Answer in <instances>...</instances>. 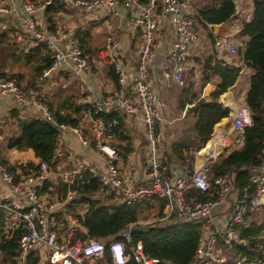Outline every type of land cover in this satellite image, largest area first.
Instances as JSON below:
<instances>
[{
	"label": "built area",
	"instance_id": "2783aa9c",
	"mask_svg": "<svg viewBox=\"0 0 264 264\" xmlns=\"http://www.w3.org/2000/svg\"><path fill=\"white\" fill-rule=\"evenodd\" d=\"M8 1L0 0V27H3L1 15L12 11ZM21 5L25 13L22 21L25 28L13 29L11 36L19 47L25 43L48 46L52 64L43 70V77L53 70L69 67L85 82L91 59L90 53L79 47L77 38L72 37L68 46L60 48L59 41L66 34L58 36L37 25L35 15L51 5L64 9L79 7L88 16L98 11L120 16L123 15L119 11L121 8L125 14L124 22L132 26L138 35V63L133 74L129 75L117 60L118 41L108 35L100 57L113 64L117 89L92 99L83 108L82 117L90 124L88 136L77 125H58L60 132L69 130L76 136L82 150L89 149L101 156L105 161L103 167L94 164L88 157H85L87 160L76 159L69 167L52 168L48 163L39 161L36 172L19 175L0 158V179L8 187V193L0 198V233L4 239L18 233L15 264H156L157 259L144 253L141 240L133 242L132 233L145 224L153 225L172 217L185 224H200L205 228L197 243L193 264L226 263V256L218 247L219 241L227 247L234 243L245 244L236 226L247 224V217L253 209H264V140L261 161L251 170L241 196L234 200H229L234 175H214L212 160H205L195 168L183 165L178 177H170V167L161 159L160 149L163 125L169 120L162 115V103L151 88L147 75L157 57L164 80L171 79L182 84L185 75L192 69L190 55L198 41L199 26L190 0H42L38 3L21 0ZM246 21H249V16ZM105 26L110 28L108 22ZM160 32L166 46L158 51ZM218 43L227 45L230 53H235L232 40L221 38ZM3 97H10L15 106L36 107L38 118L54 121L44 102L43 90L26 88L17 77H0V100ZM101 112H113L143 123L147 139L146 173L137 184L130 183L124 175L117 163L118 150L109 144L115 137L119 122L116 118L99 117ZM251 125L249 107L246 103L239 105L233 114L232 128L241 135V140L244 128ZM223 145H228V142L225 140ZM77 154L68 146L57 143L54 158ZM85 172L98 181L102 192L112 198H122L125 205L153 198L164 200L163 216L130 222L120 231L118 238L102 241L88 236L84 220L89 204L84 203L74 209L85 198L96 197L85 191L86 186L75 184ZM54 176L67 186L63 195L58 194L55 184H48ZM192 189L207 193L209 198L198 201L189 197ZM220 209L222 212L219 214ZM258 246L261 249L258 256L242 257L233 264H264V241ZM30 255L34 257L33 262L29 261Z\"/></svg>",
	"mask_w": 264,
	"mask_h": 264
},
{
	"label": "trees",
	"instance_id": "16d2710c",
	"mask_svg": "<svg viewBox=\"0 0 264 264\" xmlns=\"http://www.w3.org/2000/svg\"><path fill=\"white\" fill-rule=\"evenodd\" d=\"M145 1V0H143ZM253 14L252 19L243 22L242 31L248 35L243 52L245 63L251 68L250 85L245 96V103L251 111L252 125L243 130V145L239 149H233L225 154L221 152L212 166L214 175L232 174L234 181L231 184V193L229 200H234L241 196L243 188L248 184L251 170L261 161L263 156L264 140V0H252ZM47 6L45 12L51 14L58 8ZM61 8V7H60ZM59 8V9H60ZM197 24L204 30L207 38L208 50L202 57L194 60L198 65L199 73L197 74L201 88L211 82V76L216 74L220 79L215 84V89L208 94V99L200 98L198 93L194 92L192 77L196 74L190 72V76L182 84H178L180 91L177 97V108L185 110L181 127L174 129V137L169 143L165 138L161 140V159L163 151L166 159L163 160L168 166L175 161H184L186 156H192L193 150L200 149L203 144L210 138L212 127L223 117L228 116V111L224 110L217 99L220 95L231 87L239 77L238 68H229L223 66L217 59L216 38L210 32L208 25L222 24L227 22L235 13V6L232 0H220L213 2L196 11ZM89 31L78 30L79 47L84 49L88 43L87 37ZM11 31L7 28L0 32V43L13 47L12 55L15 56V62L21 61L24 65L30 66L33 75L30 77L29 85L36 87L35 80L42 74L43 70L48 69L52 64L51 51L48 46L39 44L25 51L14 41L11 43ZM18 46V47H17ZM91 51L90 48H87ZM91 53H95L91 51ZM95 56V55H94ZM91 56L89 69L95 71L94 59ZM19 59V60H18ZM105 65V63H102ZM105 74L116 85L118 84L113 64H106ZM193 68L191 69V71ZM5 73H0V77H14ZM17 78L21 79V73H17ZM189 80V81H188ZM34 85V86H33ZM118 86V85H117ZM61 93V89L58 90ZM58 93V94H59ZM62 94V93H61ZM60 94V95H61ZM53 95L45 94L44 102L53 115L54 121L60 124H69L76 126L82 117V110L87 104H77L70 98L55 101ZM73 98L74 96H70ZM99 117L105 119L116 118L118 125L115 128L117 140L119 143L125 142L124 145L116 144L123 155L130 151V137L125 124L122 123V117L113 112H101ZM12 125L15 124L14 132L6 140V149H15L18 151L30 150L33 156L39 161H44L50 167L55 168L56 160L54 152L58 143L60 134L59 128H54L47 120L38 117L20 116L19 109L11 110L9 113ZM17 122L15 123V121ZM1 131V130H0ZM2 133V132H0ZM208 145L205 147L204 150ZM0 151V156H1ZM3 159V157H2ZM3 163L6 161L3 159ZM20 168V174H29L36 172L38 164L28 161L26 164H19L9 168L14 170ZM75 184H92L89 191L98 189V181L90 173L85 172L82 179L77 180ZM66 188V186L64 185ZM198 201L209 198L207 193L192 189L189 197ZM151 201L154 204H150ZM89 211L87 212L84 224L87 228V235L99 240L107 238H118L120 231L130 222L137 221L138 212L144 208L156 210L154 218H161L165 207V201L158 198L146 199L139 203L130 205H114L108 208L104 205H98L94 199L88 200ZM152 219V218H151ZM148 220V219H147ZM247 224H238L236 229L244 243H234L227 247L219 241L218 247L222 254L226 256L225 264H233L237 259L242 257L253 258L260 254L259 244L263 242L264 235V210L260 208L253 209L247 217ZM0 223V228H1ZM202 237V228L200 224L189 225L178 221L172 217L167 220L154 222L153 225L145 224L132 233L133 242L142 241L144 253L149 258L157 259L156 264H193L195 249L199 239ZM18 233L11 238L4 239L0 233V264H15L14 256L17 254ZM107 243V242H106ZM29 261L33 262V255L29 256Z\"/></svg>",
	"mask_w": 264,
	"mask_h": 264
},
{
	"label": "crops",
	"instance_id": "0c3cea01",
	"mask_svg": "<svg viewBox=\"0 0 264 264\" xmlns=\"http://www.w3.org/2000/svg\"><path fill=\"white\" fill-rule=\"evenodd\" d=\"M34 2L38 3L42 0H33ZM220 0H215V2H219ZM235 6V13L232 17L225 23L222 24H214V28L211 29L210 25H208L210 32L216 38V53L217 59L223 66H227L229 68H238L240 70L239 77L235 81V83L228 88L226 92L219 96L217 102L223 107L224 110L228 111V116L221 118L211 129L210 138L203 144V146L198 150L192 151V156H186L184 161H175L173 160L169 167L170 172L169 175L172 179L178 177L182 172V166L186 165L189 168L199 167L205 160H212L216 161L218 155L221 152L225 154L229 153L233 149H239L243 145V140H241V135L233 130L232 128V118L236 108L245 103V96L247 90L250 85V75L252 73L251 68L245 63L243 59V52L245 49V44L248 39V35L242 31L243 22L246 21V18L249 16V20L252 19L253 14V3L252 0H232ZM211 4V3H210ZM7 5L12 8L11 12L5 13L1 15V20L3 22V28H7L9 31L13 29H20L24 30V25L22 24L23 18L25 17V13L22 9L21 0H10L7 2ZM209 5V4H208ZM205 6V5H204ZM201 6L200 4L197 5V9ZM55 9L54 7H52ZM119 11L123 13L120 16V31L119 36L117 39L118 41V55L121 59V64L124 70L129 74L132 75L135 71L136 65L138 63V53H137V46H138V35L136 30L133 28L132 33L128 31L131 29V26L124 22V12L121 8ZM103 12V11H101ZM196 12V11H195ZM98 13H100L98 11ZM98 13L92 14L90 16L86 15L83 9L76 7L72 9H64L61 7L58 8L51 14H47L45 10L43 12H38L34 19L37 25L44 29L45 31L55 32L58 36L62 34H66V36L59 41V47L64 48L68 46L69 39L72 37L77 38L79 42V38L77 35V31L86 30L89 31L88 33V43L85 44L84 50L90 53L91 56H98V59H94L95 71H89L86 73L85 82H83L78 75L74 72L72 68L64 67L58 70H53L47 76L39 75L38 79L35 80V86L37 88H42V84H48L49 82L52 85H56L58 81L62 82V85L59 89H61V93H59V89L55 91L52 86H46L44 95H48L52 99L57 101V98L65 99L70 98L75 100L77 104H87L94 98H99L102 95L114 91L117 89V85L105 74L107 69V62L100 57V51L104 48V41H97L95 45L90 43V39H93L95 36L90 32L92 27L98 28L101 26V21L98 19ZM108 14V13H106ZM110 15V14H109ZM115 16V15H114ZM104 27L105 22L110 24V30L112 28L111 23L106 19V17L102 18ZM83 25H87L85 27ZM203 29L198 28L199 37L198 41L195 44L192 53L190 55V63L192 65L193 70L189 71L186 75L184 80L190 76V72H194L192 77L194 92L198 93L200 98L208 99V94L215 89V84L219 81V77L216 74L211 76V82L204 85L202 88L200 86L198 76L199 67L198 64L194 62L193 59L197 57H202L205 52H207V40H204L205 32L203 33ZM109 34L105 33V38ZM204 35V36H203ZM221 38H227L232 40V44L235 47V53H230L229 47L224 44L218 43ZM113 39V38H112ZM165 39L159 33L158 37V51L164 49ZM23 49L27 51L30 48H34L36 46H32L29 43H25L22 45ZM87 48H90L91 51L95 53H91L88 51ZM93 58H96V57ZM102 63H105L103 65ZM110 64V63H109ZM161 63L159 57L157 60L153 62L151 67L148 70L147 79L151 86V88L156 92L157 96L159 97L162 103V115L165 119L169 120V123H165L163 125V134L162 138L168 140V146L166 149H169V143L174 137V129L181 127V122L183 121L185 110L189 106L186 104L183 110H178L177 108V97L180 93L178 89V83L174 80H164L162 75L160 74ZM22 75V74H21ZM16 77V76H15ZM22 79V78H21ZM189 81V80H188ZM25 82V80H24ZM33 85V86H34ZM26 87V86H25ZM27 88V87H26ZM28 88H34L28 85ZM44 88V87H43ZM59 93V94H58ZM61 94V95H60ZM70 96H74L71 98ZM48 107V106H47ZM18 110L20 116L24 117H37L38 108L32 106H15L12 102L10 97H3L0 100V124L1 131L0 139L2 138L3 131H4V124L8 125V121L11 119L9 118V113L11 110ZM122 117V116H121ZM16 123V122H15ZM122 123L126 125L128 130V136L130 137V151L123 155L120 149L115 147L116 144L124 145L125 142L119 143L117 140V135L115 133V137L109 142V144L118 150V158L117 163L121 170H123L124 175L130 180V183L137 184L138 182L142 181L145 177L146 173V146H147V139L144 131V125L138 120L133 118H124L122 117ZM12 125V123H11ZM78 127L82 130L85 136L90 134V124L87 119L81 120L77 124ZM3 127V128H2ZM10 129V128H9ZM12 131L7 136L9 137L15 130V126H11ZM226 140L228 145H223V142ZM237 143V146L233 147V145ZM208 148L205 149L207 145ZM58 145H65L68 146L72 152L78 153L77 155H71L69 157L57 158L55 167H69L74 164L76 159L88 157L94 164L103 167L105 164L104 159L92 152L91 150L81 149L79 142L76 136L69 130H64L59 134ZM10 153L9 155L14 154V157H24L25 159H20L17 165L19 164H26L28 161H33L38 164L39 160L33 156V153L30 150L26 151H18L15 149H7ZM2 154V152H1ZM12 156V157H13ZM6 161L4 163L9 168V160L4 157L2 154L0 156L2 162L3 159ZM163 157L166 159V156L163 151ZM12 159V158H11ZM163 159V160H165ZM213 162V163H214ZM14 166V165H11ZM213 166V165H212ZM53 168V167H52ZM10 169V168H9ZM12 172L20 174V168L16 167L14 170L10 169ZM82 179V178H81ZM80 179V180H81ZM48 184H55V188L58 189V194L63 195L67 186L62 183L57 177H53V179L48 182ZM66 186V188L64 187ZM98 185V184H97ZM79 187L86 186L85 191L89 194H95L100 189H95V191H89L92 184H79ZM8 193L7 185L0 179V198L5 196ZM97 197V195H96ZM95 197V199H96ZM94 198H85L84 202H79L76 207L80 208L84 203H88V200ZM231 201V200H230ZM165 210V207H164ZM163 210V214H164ZM264 210V209H262ZM89 211V206L88 210ZM218 212V211H217ZM222 212V209L219 210V214ZM87 214V213H86ZM86 216V215H85ZM221 215H218L220 217ZM153 220V219H148ZM264 231V230H263ZM263 234V233H262ZM264 241V240H263ZM225 264V263H224Z\"/></svg>",
	"mask_w": 264,
	"mask_h": 264
},
{
	"label": "rangeland",
	"instance_id": "374dc122",
	"mask_svg": "<svg viewBox=\"0 0 264 264\" xmlns=\"http://www.w3.org/2000/svg\"><path fill=\"white\" fill-rule=\"evenodd\" d=\"M200 1H201V6H204V5H208L210 3H213L215 0H190L191 6L194 8L195 11H197L196 6L200 4ZM104 17H106V19L112 25V28L110 30H107V28L104 27V24L102 21V18H104ZM98 18H99L98 20L101 21V24H100L101 26H99L98 28H96V27L91 28L90 32L92 34H94L95 37L93 39L89 38L90 43L93 45L97 44L96 43L97 41H101V42L104 41V43H105V40H106L105 33L109 34V36H111L113 38V40L117 39L120 31L122 32V30L120 28V18L117 16H114V15L106 14V12L98 13ZM83 26L88 27L87 25H83ZM3 29L5 30V28L0 27V32ZM132 30H133V27L131 26V29H128V31L132 33ZM203 33H204V31H203ZM204 40H207L206 36H204ZM13 41L14 40L11 39L12 44H14V42H15V41L14 42ZM12 52H13V47L6 44L5 42L1 41V43H0V73H5L8 76L10 74H14L13 75L14 77L18 76L17 73H21L22 79H20V81L23 83L24 86H26L28 88V85L30 84L29 83L30 77L33 75L32 69L30 66L24 65V63H22L21 61L15 62V56L12 55ZM117 60L121 63L120 57H117ZM24 80H25V82H24ZM62 83H63V81L62 82L58 81L56 85H52L50 82L48 84H45V85L42 84L44 88L42 87L41 90H43V92L45 93L46 86L50 85L55 89L54 92H56V90H58L61 86H63ZM2 125L0 124V129H1ZM11 126L12 125H11L10 120L8 121V125L4 124V126H3L4 131H3L2 138L0 139V151L2 152L4 157H6L9 160L8 162L10 165H16L20 159L26 160L27 158H25V156L24 157H14L13 156L14 154L9 155L10 153L6 149V140L8 138L7 136L10 134V131H12ZM13 126H15V124ZM229 147L232 148V146H229ZM84 160H87V158H84ZM98 189H99V187H98ZM96 195H97V197L95 200L97 201L98 205H104V206H107L108 208H112L114 205L124 204V203H122L123 202L122 198H119V197L118 198L117 197L112 198L110 196H107L106 193L102 192L101 190H98V192H96ZM149 202H150V204H154V202L153 203L151 201H149ZM153 206H151L152 208H148V209L144 208L142 212L141 211L138 212V216H137V218H139L138 220L146 221L147 219H151V218L156 219V218H154L155 214H156V210ZM75 208H76V206H74V209ZM201 228H202V232L204 233L205 228L202 226H201ZM263 235H264V232H263Z\"/></svg>",
	"mask_w": 264,
	"mask_h": 264
},
{
	"label": "water",
	"instance_id": "95a60500",
	"mask_svg": "<svg viewBox=\"0 0 264 264\" xmlns=\"http://www.w3.org/2000/svg\"><path fill=\"white\" fill-rule=\"evenodd\" d=\"M210 28L213 29L214 28V24L210 25ZM54 128H58V124L55 121H48Z\"/></svg>",
	"mask_w": 264,
	"mask_h": 264
},
{
	"label": "bare ground",
	"instance_id": "6f19581e",
	"mask_svg": "<svg viewBox=\"0 0 264 264\" xmlns=\"http://www.w3.org/2000/svg\"><path fill=\"white\" fill-rule=\"evenodd\" d=\"M208 146H210V144H209ZM207 148H208V147H207Z\"/></svg>",
	"mask_w": 264,
	"mask_h": 264
}]
</instances>
